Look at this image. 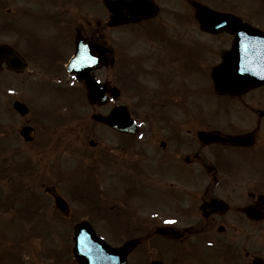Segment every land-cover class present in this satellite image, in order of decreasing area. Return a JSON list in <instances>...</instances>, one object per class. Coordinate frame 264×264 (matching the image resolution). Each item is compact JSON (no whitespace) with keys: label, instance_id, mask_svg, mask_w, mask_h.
<instances>
[{"label":"flooded vegetation","instance_id":"af4514ba","mask_svg":"<svg viewBox=\"0 0 264 264\" xmlns=\"http://www.w3.org/2000/svg\"><path fill=\"white\" fill-rule=\"evenodd\" d=\"M211 10L264 31V5L247 8L244 0H0V137L14 101L28 108L11 111L18 133L32 128L26 143L50 117L42 102L55 111L72 107L52 116L74 129L60 147L78 148L79 170L95 192L94 214L112 218L114 246L134 239L116 257L125 264H264V84L223 100L228 120L215 126L212 75L234 35L204 29L213 24ZM78 48L89 60L72 62V72L67 65ZM85 65L104 83V101L87 98L74 77ZM55 78L64 83L53 84ZM86 103L125 104L138 131H106L99 122L103 133L87 131L85 115L74 108ZM212 131L245 139L199 138Z\"/></svg>","mask_w":264,"mask_h":264},{"label":"rangeland","instance_id":"374dc122","mask_svg":"<svg viewBox=\"0 0 264 264\" xmlns=\"http://www.w3.org/2000/svg\"><path fill=\"white\" fill-rule=\"evenodd\" d=\"M252 1H253V4H252L253 7H257L260 4L259 2L260 0H252ZM261 1L264 3V0H261ZM245 5H247V3H245ZM119 30L122 32L119 34L121 35V37L126 36V34L124 33V30L122 29H119ZM216 39H217V36L215 35L214 42H217ZM216 45L217 44L215 43V46ZM213 58H217V54L214 53ZM124 77L129 78V76L127 75H124ZM130 77L132 78L134 77V75H130ZM9 80L11 81V83L14 82L13 78H9ZM251 94H253V92ZM124 96H125L124 98L126 99L125 94ZM211 99L213 103L216 104V102L214 101H216L217 98L214 94L213 96H211ZM86 106H85L84 113L87 114L89 108H86ZM95 110H105V108L96 107ZM4 111L6 112L3 116L4 122H5L4 131L7 133V135H5L2 138L0 137V144L2 143L4 145H7V148L10 149L11 151L17 147H20L22 149H25V148L32 149L31 152H28V154H26V157H29L30 160L32 161V156H30V153H32L34 157L38 158L36 164L38 166L40 165V171H41V174H43L42 178L40 176L35 175L33 177L34 181L30 178H23L24 185L27 188H31L35 190L37 195L42 196V193H41L42 187H40L41 186L39 185L40 183L46 184V183H52L53 181H55L57 185L60 186V188L65 189V190L66 188L71 189L75 184L87 186L86 185L87 182L82 180L81 174H79L80 178H75V179L73 178L75 181V184H73V179L71 178L72 177L71 174H67L68 171H71L69 167L72 166L77 160L78 155L74 151L78 150V148L73 147V143H72L71 146H64L65 152H63L62 147H60L61 145L63 146V144L66 143L71 137L68 134V132H72L74 131V129H69L68 124L66 125V123L57 122L56 120H53V121L51 120L48 122L46 121L44 125L42 124L40 125L41 134L39 135V139L37 140L36 147H35V144L34 145L33 144L23 145L22 143L23 140L17 135L14 129L19 124V119L17 118L16 115H13L11 111H8V109L7 110L5 109ZM208 116H212V114L208 113ZM222 117L223 115L218 117V119L221 118V121L224 122L225 118H222ZM232 119L234 120L235 118H232ZM85 122L87 124V121ZM70 124L74 126L77 123L72 121ZM97 128H101V127L98 126ZM76 131H80V129H77ZM92 131H94V133L99 132V130L96 128H93ZM76 138L77 137H75V139ZM101 138H104V137L101 136ZM39 140H40V143H39ZM37 147L40 148L41 150H37ZM2 148H5V146H2ZM9 152L10 151H6V150L3 151V153H9ZM8 157H9V160L15 161L20 156H16V153H12V156H8ZM246 166H249V163H247ZM52 168H54L55 170H52ZM57 172L60 175L64 173L63 175H68V176H63L62 178H59L57 176ZM76 176L77 174L74 173L73 177H76ZM1 185H2V182H0V188L2 189ZM67 193L70 195V191L66 190V194ZM70 198H71V195H70ZM73 200L74 199L71 198V205L74 209H77L79 205H77V203ZM44 207L45 205L43 203L41 204V207H39L41 214H44L43 213ZM1 211L6 213V210L4 211L1 209ZM51 217L55 219L50 222V225L53 222V227H54L53 231L52 230L48 231L47 224L39 220L36 222L34 221L35 227L30 232H29V229L32 227L33 221L24 223L23 221H20V219L19 220L13 219L9 221L1 219L2 227L3 228L6 227L9 230V231L2 232L3 237H5V244L13 247L14 246L13 244L19 243V245L21 246V261H19L21 262V264H26V262H28V264H74L73 262L70 261V256H69V260L65 258L66 261H63V260L55 261L53 257L47 256L50 253V251L61 249L62 247L66 245L68 247H71L72 245L71 221L58 220L56 219L55 213L52 214ZM26 223L28 224L25 226ZM24 226L28 227V229L27 228L25 229ZM97 228L100 231L105 232V234L108 237H110L111 235L108 233L109 231L112 234L116 235L113 231L111 230L108 231L105 228H103V225H101V222L97 223ZM18 230L25 231V234L23 233L19 236L12 234V233H17ZM15 254L16 253L8 249L3 250L0 253V257H1L0 264H15V261H14V258L16 257Z\"/></svg>","mask_w":264,"mask_h":264},{"label":"water","instance_id":"95a60500","mask_svg":"<svg viewBox=\"0 0 264 264\" xmlns=\"http://www.w3.org/2000/svg\"><path fill=\"white\" fill-rule=\"evenodd\" d=\"M215 20H217V24L220 26H226V23L220 22L221 16L216 17ZM246 27V26H245ZM242 27L237 26V29H233L236 34V40L234 44V48L232 52L227 57L226 61L224 62L223 66L218 68L215 72L214 78H215V84L218 91H221L222 89L232 88V90H242L244 87L256 85L261 82V79L263 77L262 73L257 71L256 68L260 66L259 59L260 57L255 53V49H246L247 46H250L252 44L257 43V37L260 36L255 31H251L248 27ZM230 28V27H229ZM232 30V29H231ZM250 39H254V41H251ZM257 40V41H256ZM246 46L245 48H243ZM241 56V63L240 66H238L235 69V62H236V56ZM240 68V70H239ZM79 78L83 80V82L87 85L89 89H91L90 86V78L84 75H80ZM92 91V90H91ZM90 91V92H91ZM118 118L115 119L112 114H108L107 116L97 115L95 118L109 124L117 126L120 129H125L127 127V115L126 112H123L122 110H118ZM214 138L221 139L219 136H215ZM56 203L57 206L59 205L60 208H62L63 203L60 198H58L56 195ZM83 227L85 230H87V239L89 240V244H91L94 247V250H92L93 253H102V252H111L109 248H107L93 233L91 228L87 224H79L76 227V237L78 238V244L77 250H75V254L77 258L80 261H84L85 264L88 263L87 258H82L80 255L81 251L83 252L85 248L86 251L88 249L85 246L84 243V235L79 234L80 228ZM75 237V238H76ZM96 247V248H95ZM83 254V253H82ZM95 258V257H93Z\"/></svg>","mask_w":264,"mask_h":264},{"label":"snow or ice","instance_id":"6c2138e0","mask_svg":"<svg viewBox=\"0 0 264 264\" xmlns=\"http://www.w3.org/2000/svg\"><path fill=\"white\" fill-rule=\"evenodd\" d=\"M167 223H175L174 221H167Z\"/></svg>","mask_w":264,"mask_h":264}]
</instances>
